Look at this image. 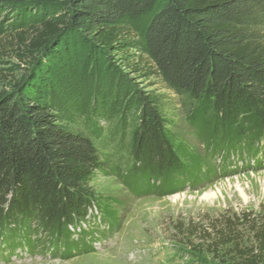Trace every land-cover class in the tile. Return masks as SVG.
Listing matches in <instances>:
<instances>
[{
	"label": "trees",
	"instance_id": "obj_1",
	"mask_svg": "<svg viewBox=\"0 0 264 264\" xmlns=\"http://www.w3.org/2000/svg\"><path fill=\"white\" fill-rule=\"evenodd\" d=\"M31 3L44 13L15 22ZM0 35L3 45L38 52L40 65L73 36L99 66H120L114 88L98 76L58 92L34 71L0 91V228L24 232L33 254L47 238L63 258L89 249L72 237L101 218L92 186L99 173L138 195L164 191L176 176L197 187L218 175L169 127L166 95L144 91L136 76L185 99L204 158L235 149L264 162V0H0ZM114 217L108 209V229ZM196 228L185 227L213 256L264 264V203L259 214H222Z\"/></svg>",
	"mask_w": 264,
	"mask_h": 264
},
{
	"label": "rangeland",
	"instance_id": "obj_2",
	"mask_svg": "<svg viewBox=\"0 0 264 264\" xmlns=\"http://www.w3.org/2000/svg\"><path fill=\"white\" fill-rule=\"evenodd\" d=\"M27 8L24 16H12L17 17L15 22L26 24L44 13L41 4L31 3ZM12 22L13 19L5 24ZM65 39L56 48L54 56L46 59L45 65H40L38 52L6 46L7 35H0V91L12 88L25 74L34 71L54 83L58 92L78 85L85 87L87 81L92 83L98 76L104 85L114 88L117 80L114 73L120 67L118 60L112 59L109 65L99 66L93 50L83 47L73 36ZM5 41L6 45H3ZM120 69L134 79V74L127 68ZM136 79L144 91L166 95L163 110L169 127L218 175L201 180L197 187L190 186L188 179L184 182V176H176L168 189L163 191L158 186L153 192L138 195L116 176L99 173L92 186L104 201L102 211L98 212L101 218L96 223L83 225L86 235L80 240L78 232L72 237L83 245L82 248L89 249L63 258L55 253V247H48L47 238L33 254L25 243L24 232L2 227L0 264H233L229 258L213 256L201 242L199 232L192 235V230L185 227L196 225L199 231L222 214L240 215L245 211L259 214L264 203L263 158L259 155L243 160L244 157L237 154L239 150L235 149L231 151L232 155L217 156L214 161L204 158L205 146L196 138L187 120L189 108L185 99L166 90L157 78L136 76ZM112 151V146L105 149L106 153ZM108 209L115 213L114 220H110L115 222V230L108 229L102 221ZM241 229L245 239L243 245L249 244L247 227ZM33 236L31 241L35 246L37 238Z\"/></svg>",
	"mask_w": 264,
	"mask_h": 264
}]
</instances>
